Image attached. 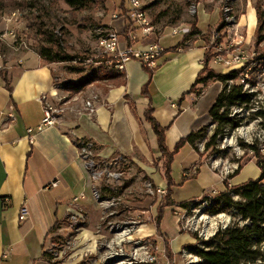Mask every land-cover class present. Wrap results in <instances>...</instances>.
Segmentation results:
<instances>
[{
  "label": "crops",
  "instance_id": "obj_1",
  "mask_svg": "<svg viewBox=\"0 0 264 264\" xmlns=\"http://www.w3.org/2000/svg\"><path fill=\"white\" fill-rule=\"evenodd\" d=\"M203 13L216 14L208 26L198 19L201 35H211L221 20L220 12ZM257 22V12L252 6L238 19V32L246 29L243 45L254 39ZM108 26L121 32L124 22L112 20ZM183 39L181 36L178 44L169 48L162 46L167 52L158 59L152 77L141 63L128 61L124 70L114 68L115 73L124 72V84L92 86L75 96L57 91L55 69L38 53L21 52L14 64H8L6 77L12 94L0 74V264H52L45 255L49 251L51 229L91 202V173L80 157L75 143L78 140L93 142L99 159H128L157 188L168 189L165 159L160 153L158 138L145 118L146 111L153 109L154 119L166 129V147L173 151L182 139L210 125L223 91L222 83L210 82L190 92L204 69L207 42L198 36L180 45ZM151 41L141 40L136 47L143 49ZM221 68V73L226 74ZM55 92L65 99L63 115L56 125L39 130L44 119L40 98ZM93 98L96 112L90 115L86 112V102ZM200 157L188 144L174 156L171 178L175 203L226 191L224 181ZM251 163L256 161L245 163L229 181L230 186L248 182V178L237 181ZM176 171L181 172L183 180L179 184L173 181ZM254 172L253 180L261 177L258 167ZM55 181L58 186L52 187ZM191 190L195 195H189ZM182 192L186 198L177 196ZM158 205L152 208V220L158 215ZM23 207L28 215L20 221ZM165 210L173 213V221L167 215L162 219L161 236L151 221L145 226L146 236L151 239L160 264H187L185 248L196 245L197 236L186 232L182 220L185 208L166 207Z\"/></svg>",
  "mask_w": 264,
  "mask_h": 264
},
{
  "label": "rangeland",
  "instance_id": "obj_2",
  "mask_svg": "<svg viewBox=\"0 0 264 264\" xmlns=\"http://www.w3.org/2000/svg\"><path fill=\"white\" fill-rule=\"evenodd\" d=\"M95 1L96 4L90 9L78 11L71 8L65 0H0V56L2 57L0 71L3 70L7 74L8 64H14L19 59L21 52L39 53L41 49L49 48L53 53L51 64L55 69V75L58 76L57 83L60 85L69 82L80 83L89 79L94 73L102 78L115 73L114 65L107 63L105 59L108 58H103L100 55L97 31L111 29L108 23L115 20L113 18L115 15L120 16L125 10L127 11L129 3L127 0ZM140 1L152 21L157 37L160 38L162 35L161 45L167 48L178 44L181 40V36H174L172 33L173 29L179 28V25H190L196 17L205 26L210 24L209 20L216 14L205 15L203 11L220 12L221 20L214 26L213 31H219L218 29L221 23L226 21L227 15L238 20L250 6L255 10L256 7H259L264 12V0ZM122 3H125L124 7H122ZM228 9L231 11L227 14ZM251 10L252 8H250ZM157 17H159L158 20H156ZM42 30L58 35L59 39L63 41V47L60 51H57L54 46H50L46 38L40 35ZM227 31L229 30L220 31V40L217 43L223 49H231V39L236 35L238 37L246 36V29L244 28H242L241 33L238 32L235 36H233L234 33ZM254 43L255 37L249 44L243 45V42V47H240L249 56L250 63L255 62L257 64L253 68L250 78L256 83L257 91L260 93L259 85L264 83V75H260L262 74L261 67L264 65V44L255 47ZM17 46L24 47L16 51L15 47ZM211 67L217 72H221V67L212 63ZM98 85L100 84L92 86ZM102 87L105 86L102 85ZM218 115L219 113L216 111L215 119ZM215 130L216 126H211L206 139H201L194 149L201 156V161L208 164L209 167L214 160L228 158L230 161H237V153L239 152L235 150V140L238 139L237 147H241V151H243L244 147L242 140H239V134H245V131L240 130L239 133L229 131L216 143L218 152L212 149L206 150V142ZM259 133L260 131L252 133L254 141L258 139ZM200 146H202V150H200ZM190 157L191 154H189L188 160ZM96 161L99 160L96 159ZM248 161H251V156L246 154L239 162L243 166ZM100 165L99 170L103 175L100 180L92 181L91 202L79 207L77 212L70 214L50 234L48 252L53 256V260L60 264H121L120 258H111L113 249L110 248V244L124 228L142 231L140 234L134 235L133 238L143 237L151 241L146 236L144 229L151 221L154 222L155 219L152 220L151 218L152 208L155 204H159L162 199L159 195L152 194L155 190L152 189L150 182L153 181L131 162L130 164L128 162L122 166H115L107 172L105 165ZM256 169V164H249L237 182L247 178L248 181L253 180ZM180 173V171H176L173 175V181L178 184L183 181ZM96 192L98 193L96 194ZM193 193L195 191L191 190L189 195H195ZM177 196L186 198V193H178ZM184 212L182 220L186 228ZM166 215L169 221L171 219L173 221V213L164 209L162 219ZM217 221L220 223L219 219ZM126 250L130 251L129 244L126 246ZM113 254L115 253L113 252ZM129 263L130 261H126V264Z\"/></svg>",
  "mask_w": 264,
  "mask_h": 264
},
{
  "label": "trees",
  "instance_id": "obj_3",
  "mask_svg": "<svg viewBox=\"0 0 264 264\" xmlns=\"http://www.w3.org/2000/svg\"><path fill=\"white\" fill-rule=\"evenodd\" d=\"M66 3L73 9L78 11L88 10L94 4L95 0H65ZM123 2V1H122ZM125 3H122L124 7ZM145 10V9H144ZM257 12V29L255 33V47L264 44V12L256 7ZM127 11L125 10L124 14ZM159 17L156 18L158 20ZM190 26L192 31L189 35L185 36L183 45L185 42L191 41L195 37H202L204 41L208 43L210 38V33L201 35V31L198 29V18L196 17ZM226 23L222 22L219 27L220 31L224 30ZM40 35L46 38L50 46H54L57 51H60L63 47V41L59 39L57 34L49 33L45 30L40 31ZM220 40V37H219ZM179 45V46H180ZM167 50L165 51V53ZM40 57L48 62L52 63V50L51 49H41L38 53ZM213 48H207L204 58V69L196 78V82L191 88L190 92H196L198 85L207 86L210 82H220L223 84V91L218 99L217 111L219 113L218 117L212 119L210 125L203 127L197 132H193L187 138L182 139L175 147L173 151H170L166 147L165 143V131L166 129L161 127L160 124L153 117V109L149 108L146 111L145 118L148 123L151 124L155 135L158 138V145L162 158L165 159V177L168 180V189L166 190V195L161 199V202L157 208V217L154 223L157 227V234L161 236L160 225L163 217V211L166 207H198L199 204L208 202L207 207L203 210V213L209 214L211 216H216L219 214H226L231 217L230 225L224 229L219 230L216 235L210 240L197 243L196 245H190L186 250L190 253L201 258L200 264H264V155L256 152L257 161L256 165L261 171V177L256 180H249L246 183H242L237 186H230L229 181L239 174L242 169H240L231 176L228 181L225 180L226 184L225 192H212L207 193L201 197V199L193 200L189 202H184L177 204L173 201L172 196V178H171V165L174 156L188 144L194 149L197 147V143L201 139H206L208 130L211 126H216V130L206 142V150H216L217 142L229 131H235L241 123V119L237 116L231 117V111L235 107L248 106L252 102L253 95L246 93L243 89V85L234 83L230 85V81H237L243 74V70H234L226 74L217 72L211 67V62L213 59ZM108 63L111 60L105 59ZM115 64V62L113 63ZM116 67V66H114ZM144 68L149 72L150 77L153 76L155 69H149L144 66ZM1 76L6 81V88L12 94V86L9 81H7L6 72L0 71ZM125 83V74L122 73H111L105 77H100L97 73H94L80 83L69 82L65 85H60L56 81V87L64 92H68L70 96H75L85 91L88 87L94 84H100L98 86H120ZM251 84L255 85L254 81ZM196 90V91H195ZM200 93V91H199ZM78 148H80V141L75 142ZM256 150V147H253ZM154 188L155 184L152 182ZM60 224H56L50 231L54 232ZM48 260L52 264H60L59 262H53V256L47 252L45 253Z\"/></svg>",
  "mask_w": 264,
  "mask_h": 264
},
{
  "label": "built area",
  "instance_id": "obj_4",
  "mask_svg": "<svg viewBox=\"0 0 264 264\" xmlns=\"http://www.w3.org/2000/svg\"><path fill=\"white\" fill-rule=\"evenodd\" d=\"M129 3V8L126 14L120 16L115 15L113 18L115 20L122 19L124 22L123 30L117 31L115 29H100L98 32L99 38V51L103 58H108L111 61L108 62L114 66H118L124 70V65L128 61H137L143 66L149 69H155L157 67V61L160 57L165 54V49L160 43V38L157 37L156 30L149 18L147 12L144 10L143 4L140 0H127ZM227 10L226 13L228 14ZM194 12L196 13L195 7ZM226 27L227 32L234 33L235 36L238 31V20L235 17L230 18L228 15L226 17ZM179 36L185 37L189 35L192 31L190 25H179ZM228 33V34H229ZM220 33L218 31H213L210 36V41L206 45L207 48H213V59L210 61L213 65L218 67H223L229 72L234 70H243V74L237 81H230L229 84L234 83L243 85V89L246 93L252 94V102L248 106L235 107L231 111V117H239L241 119L240 126L235 130L239 133L240 130L245 131V134H239V140H242L243 151L241 147H237L238 139H236V151L237 161H230V159H219L214 160L211 164V169L219 176L223 181L227 180L233 176L241 167L240 159L244 155L251 156V160L257 161L256 152L264 155V83L259 86L261 91H257V85L251 84V72L256 67V63H250L249 56L241 50L244 39L238 37L237 35L231 39L232 47L231 49H223L222 46L218 45ZM154 38V39H153ZM241 38V41H238ZM145 39H152L151 42L146 44L143 48H138L136 45ZM21 47H15L16 51H19ZM0 61L2 57L0 56ZM261 76L264 75V65L261 67ZM256 84V83H255ZM57 88V87H56ZM59 89L57 88V91ZM64 98L59 97L57 92L53 94H43L40 101L44 108V119L39 127L41 130L46 126H54L58 123L59 117L63 115L62 104L64 103ZM95 98L90 99L86 102V112L90 115L96 112V105L94 103ZM254 131H260L258 139L253 140L252 133ZM29 134L33 133L30 129ZM80 141V157L84 161L86 168L91 173V180L98 181L102 177L103 173L99 170L100 164L105 165L106 172L115 167L122 166L125 164H130V161L124 157H117L112 160H102L99 159L96 154V148L93 142L89 140H78ZM240 146V145H239ZM256 147V150L253 148ZM202 150V146H200ZM96 159L99 161L97 162ZM152 189L155 193L152 194L159 195L160 199L166 195V191L159 188H154L152 182H150ZM52 187H57L58 182L55 181L51 184ZM98 192H96L97 194ZM208 202L199 204L198 207L185 208V219H186V232L193 233L197 236V243L203 241H208L213 238L219 230L226 229L231 223V217L226 214H219L216 216H211L209 214L203 213L205 207H207ZM28 211L26 208H22L20 211L19 219L20 221L26 220ZM177 216V210H176ZM220 220L218 223L217 220ZM214 223V225H213ZM128 234L121 240V234L116 235V237L111 241L110 248L113 249L114 253H124V255L129 256V264H160L159 258L156 253V249L151 241L146 240L143 237L133 238L134 235L140 234L141 231H134L124 228ZM130 245V251L126 250V246ZM117 246V247H116ZM113 252L111 254H113ZM110 254V255H111ZM187 264H198L201 262V258L190 253L187 250ZM109 255V257H110ZM107 256V258H109Z\"/></svg>",
  "mask_w": 264,
  "mask_h": 264
},
{
  "label": "bare ground",
  "instance_id": "obj_5",
  "mask_svg": "<svg viewBox=\"0 0 264 264\" xmlns=\"http://www.w3.org/2000/svg\"><path fill=\"white\" fill-rule=\"evenodd\" d=\"M172 33H173L174 36H178L179 35V28L178 29H173ZM117 68H118V66H117ZM119 234H121L120 238H121V240H123L124 237H126V235L128 234V232L124 231V229H123ZM111 256H112L111 258H114V257L115 258H120L121 262L120 261L119 262L121 264H126V261H129V256L124 255V253H115V254H112Z\"/></svg>",
  "mask_w": 264,
  "mask_h": 264
}]
</instances>
